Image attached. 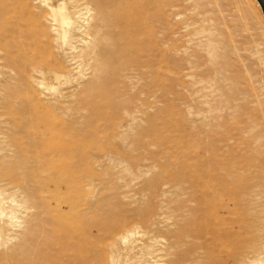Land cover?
<instances>
[{
  "label": "bare ground",
  "instance_id": "6f19581e",
  "mask_svg": "<svg viewBox=\"0 0 264 264\" xmlns=\"http://www.w3.org/2000/svg\"><path fill=\"white\" fill-rule=\"evenodd\" d=\"M250 2L261 44L264 17ZM222 12L216 0H0L4 264H45L44 252L59 254V264H105L109 251L114 264H264V84L241 87V73L252 75ZM192 27L186 45L172 44ZM174 52L182 55L178 84L191 78L199 86L184 102V142L176 146L181 194L195 205L181 215L174 241L156 248L153 236L122 249L132 219L94 198L95 179L82 181L94 199H78L74 125L95 117L116 127L113 163H125V144L145 149L135 125L160 114L150 110L167 100ZM109 151L100 148L93 163Z\"/></svg>",
  "mask_w": 264,
  "mask_h": 264
},
{
  "label": "rangeland",
  "instance_id": "374dc122",
  "mask_svg": "<svg viewBox=\"0 0 264 264\" xmlns=\"http://www.w3.org/2000/svg\"><path fill=\"white\" fill-rule=\"evenodd\" d=\"M235 1L236 0H216L219 9H222V13L226 17V27L224 26L223 30H227L228 34L231 35L230 40L232 43L234 42L233 44L240 48L241 52H239L240 54L242 53V62L244 63L246 60L244 64L248 65L247 67L252 75L250 81V77L246 75L245 72H242L241 75L244 79H238L240 85L243 87L246 83L250 82L253 83V88L258 89V86L264 84V58H262L264 57V43L259 44L257 42L259 40V27L256 25L254 16L252 17L248 12L251 4L250 1H252L255 4H259L258 7L264 17L263 0H241V2L234 4ZM180 18H182L181 15H179L175 21H179ZM251 22L253 24H251ZM172 27H175V24L172 25ZM193 28L194 27L189 28V30H181V34H175L174 36L171 34L172 44L186 45L187 41L193 38L191 35H187V32L190 33ZM254 47L259 50L260 56L252 55V49ZM181 57L182 55L178 52H174L171 55L167 100L155 109L150 110L152 113H156L159 109L160 114L151 123H147L140 118L135 125L140 126L139 130L135 133L140 139V144H147L148 146L140 150L136 146L129 147L128 144H125L124 147H120L122 159L125 163H113L108 159H111L113 155L108 148L118 146L115 140L112 139L114 137L113 134H115L114 132H116V127L115 129L112 127V129L115 130H113V132L112 129H110L111 127L109 128L111 134L109 129L107 130V127L104 126L103 120H98L95 117H90L85 121H83V119L81 125L78 123L74 125L75 127L73 126L75 128H73L75 130L73 136V140H75L73 145V165L75 177L80 181L78 199L80 202H88L92 201L94 198H100L99 200H101L102 205L106 209L111 208L112 211L124 214L132 219L133 223L131 224L134 225H129L128 227V229L131 230L128 233H131L121 232H124V235L128 234L126 240L124 239L125 243L123 239L122 241H117L118 243H120V241L123 243L122 247H120L121 245L119 246L122 249L135 240H145L153 236V238L157 239L154 242L156 248L163 247L167 242L165 239H167L168 242L174 241L173 233L178 230V226L181 223V215L185 213V209L192 208L195 205L193 201L187 202L184 200L188 194H181V169L179 164L182 160V150L181 148L178 149L176 146L183 145L184 142V132L186 129L185 120H187V111L184 102L185 100L192 102L190 99L195 97L199 86L198 84L192 85L191 78H185L183 86L178 84V76L181 75V72L177 68V63L180 61ZM257 57H259L260 60L256 59ZM249 62H252L253 65L251 63V66ZM187 84L190 85L186 88ZM255 91L257 92L258 90ZM157 92L158 91H156V94ZM159 94L158 92L157 95ZM262 98H264V89L262 90ZM193 105H195V103H193ZM74 107L75 105L73 108ZM260 107L264 111L263 102L260 104ZM109 110L110 108L107 107L103 109V111L107 112ZM72 113L74 115L73 118L77 119V113L74 111H72ZM64 119L65 117L63 116L61 120L63 121ZM195 127L196 123H191V128L195 129ZM109 134H111L112 137ZM4 138L2 134V125H0V141ZM100 148H102L103 151L109 152H105L101 164L93 163V161L97 159L94 157ZM141 158H146V160L141 161ZM262 159L264 160V154ZM153 164L155 166H153ZM126 165L128 166L126 169L134 170L135 175H131L125 170ZM91 179H95V183L97 184L96 189H94V198L92 196V189L83 186L85 182H82L87 180L86 182L89 184ZM141 217L145 218L147 220L145 223L149 222L151 226L147 227L148 224L144 225L141 223V220H139ZM159 220L161 221L160 224ZM134 228L136 230H134ZM93 232L95 233V231ZM8 233H11V231H8ZM17 240L18 238L10 241L9 246ZM118 245L119 244H117V246ZM2 248L3 247H0V250H3ZM44 255L49 259L48 261L44 260L45 264L60 263L59 254L49 255L44 252ZM110 255L111 253L109 251L105 264H114V262L112 263L110 260ZM117 263L119 264V262ZM0 264H4L3 260H0Z\"/></svg>",
  "mask_w": 264,
  "mask_h": 264
},
{
  "label": "crops",
  "instance_id": "0c3cea01",
  "mask_svg": "<svg viewBox=\"0 0 264 264\" xmlns=\"http://www.w3.org/2000/svg\"><path fill=\"white\" fill-rule=\"evenodd\" d=\"M262 2H263V5H264V0Z\"/></svg>",
  "mask_w": 264,
  "mask_h": 264
}]
</instances>
